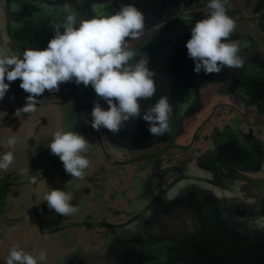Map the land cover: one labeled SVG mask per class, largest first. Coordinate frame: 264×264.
<instances>
[{
  "label": "flooded vegetation",
  "instance_id": "obj_1",
  "mask_svg": "<svg viewBox=\"0 0 264 264\" xmlns=\"http://www.w3.org/2000/svg\"><path fill=\"white\" fill-rule=\"evenodd\" d=\"M42 1L0 0V47L7 40L9 54L14 53L23 58L25 49L21 44L16 47L7 39L6 12L22 11L24 15L23 11L29 10L32 4L41 6ZM46 1H64L67 6L71 3H103V0ZM145 1L149 3L154 0ZM201 2L203 5L200 7L192 3L186 4L187 7L179 13V17L185 18L184 23L189 31L198 20L208 15V0ZM150 6L151 4H147V13H151ZM227 14L236 23V29L230 39L246 44L241 49V59L251 61V66H255L253 70L258 67L264 74V0H228ZM163 25V22L155 24L154 20L148 19L143 32L128 40L130 50L136 49ZM142 58H145V55L136 59ZM5 82L9 83L7 79ZM20 83L19 78L10 82L9 90L0 100V121L5 123L1 126V132L5 134L3 130L6 129L10 135L20 133L27 137L28 145L37 140L35 137L38 132L45 128L52 118L57 117L54 110L72 102L76 107L80 106L77 99L86 90L83 83L77 85L74 79L66 90L69 93L68 98L61 100L60 93L39 96L36 107V111H40L39 114L35 115L36 111L16 113L25 106L29 95L20 87ZM263 88L248 89L244 85H236L229 78L223 82H208L199 90L196 113L185 119L180 118L181 121L176 120V124L180 121L181 129L173 142H159L143 149L116 148L105 141L100 128L101 145L109 159L105 158L114 161L124 170L121 180L125 181L126 185L120 188L116 183L118 180L112 175H107L108 180L105 178V188L97 181V221L94 222L76 221L74 218L78 211L65 217L54 209H49L47 204L42 207L41 213L53 224L59 220L64 222L62 226L50 227L47 231L49 235L62 233L70 226L74 229L79 227L84 231L81 239L76 238L72 245L68 243L65 250L56 253L48 263L61 264L63 256L70 253H74V260L69 264L79 261L81 263L85 258L83 255L98 252L108 243V250L98 253L97 264H115L116 258L124 255L125 246L131 249V253H126L128 260L134 254L143 258L138 264H197L194 257H198L200 252L196 248H189L192 247L196 235L192 231L193 226L196 228L197 223L205 216L198 210L205 209L206 215L212 216V208L216 205L219 209L217 214L232 220L237 227L250 226L264 231V186L259 185L264 182ZM207 92L219 97V104L214 105L212 110H207L206 114L213 113L209 124L199 134L198 126L201 128L207 120V115L199 120H196V117L205 110L204 95ZM217 98H214V103L218 102ZM86 100L90 103V99L84 97V101ZM96 102H99L103 109L108 108L107 103L98 96ZM96 102L89 105L91 112ZM220 105L224 111L213 119V114L221 108ZM230 108L235 109L234 114H223ZM48 109L51 110L47 112ZM236 117H241L237 123L234 122ZM83 125L81 122V128ZM187 127L192 129L191 132L186 131ZM107 147L112 153L107 152ZM118 151L121 155L116 154L115 157L113 153ZM135 152L140 153L134 155ZM30 164L32 166L33 163ZM62 170L64 167L61 162L55 171L61 178H65L68 173L62 175ZM85 179L88 180L89 176ZM173 183L174 185L168 188ZM84 194L87 197L86 203H92L95 191L91 192L89 189ZM175 198L178 201L173 203ZM88 199L91 201L87 202ZM207 199L217 201L216 205L211 201L208 203ZM73 206L78 208L77 202L74 201ZM184 224L189 228L184 229ZM177 225L180 227H176ZM123 264L133 263L127 261Z\"/></svg>",
  "mask_w": 264,
  "mask_h": 264
},
{
  "label": "clouds",
  "instance_id": "obj_2",
  "mask_svg": "<svg viewBox=\"0 0 264 264\" xmlns=\"http://www.w3.org/2000/svg\"><path fill=\"white\" fill-rule=\"evenodd\" d=\"M227 4L228 0H208L207 17L191 27L186 48L196 73L219 74L226 67L243 66L240 53L246 44L230 39L236 23L227 14ZM144 27L145 13L134 4H126L114 14L91 19H79L76 13L70 12L62 22L52 25L53 37L46 48L25 49L23 58L0 48V100L9 90L10 82L19 78L20 87L29 95L25 106L16 113H32L39 103L37 97L45 90L58 91L61 83L74 78L77 85H91L108 105L105 110L99 102L95 103L91 112L92 128L99 131L104 127L118 133L125 122L141 116L139 101L149 100L156 93V73L149 68V59H135L137 52L128 45V40L138 37ZM171 113L172 106L166 96L144 111L142 118L152 136H162L168 131ZM16 143L15 138L7 140L9 147ZM89 144L77 132L57 130L49 148L62 161L66 173L83 179L90 161L82 153L87 152ZM13 161L11 151L4 153L0 156V170L7 171ZM20 174L27 176L28 169H21ZM36 182L37 177H30V183ZM71 183L72 180L67 185ZM72 200L69 192L59 189H51L44 197L49 209L65 217L78 211ZM46 259L43 251L28 253L14 246L6 264H38Z\"/></svg>",
  "mask_w": 264,
  "mask_h": 264
},
{
  "label": "water",
  "instance_id": "obj_3",
  "mask_svg": "<svg viewBox=\"0 0 264 264\" xmlns=\"http://www.w3.org/2000/svg\"><path fill=\"white\" fill-rule=\"evenodd\" d=\"M191 3L199 7L203 5L201 0H154L149 3L145 0H103V3L95 1V3L85 2L80 5L71 3L67 6L64 1L43 0L41 6L32 4L29 10L23 11L24 15H22V11L6 12L5 31L7 39L16 47L21 44L24 49H44L53 37L52 25L62 22L70 12L76 13L79 19H91L93 16L114 14L126 4H134L145 13V25L148 19L154 20L155 24L163 22L164 25L159 30L134 49L137 52L136 58L145 55V58L149 59L148 66L156 73L154 77L156 93L149 100L139 101L141 116L125 122L118 133L114 134L101 127L103 137L111 147L130 150L143 149L159 142L174 141V137L181 129V119L196 113L199 90L208 82H223L229 78L236 85L241 84L248 89L256 90L264 87V77H261L264 75L262 70H259L258 67L253 70L255 66L252 67L251 61L248 60H243L242 67H226L219 74L208 75L203 71L200 73L194 71L195 63L188 56L186 48V43L191 38V31L186 29L185 18L179 17L180 11L185 8L186 4ZM147 4H151L149 9L151 13H147ZM73 81L74 78L72 81L61 83L59 90L55 92L45 90L40 96L64 92ZM161 96L168 97L172 113L168 131L162 136L154 137L148 131L149 125L142 117L144 111L155 104ZM177 119H180L178 124H176ZM173 185L174 183L168 188ZM259 185L264 186V182H260ZM175 201L178 200L175 198L172 202ZM207 201L214 205L217 203L214 200L207 199ZM217 210H219L217 205L212 208V216H207L205 209L198 210L205 216L197 223L196 228L193 226L192 229L196 235L192 247L189 249L196 248L200 252L198 257H194V261L197 264H264V231L250 226L237 227L235 223H232V220L217 214ZM176 227H180V225ZM183 227L184 229L189 228L185 224ZM109 245L107 243L105 248L91 254L83 255L80 251L83 258L85 256L84 261L74 264H85V262L86 264H97L98 253L107 251ZM123 249L125 250L124 255L117 257L115 264H123L127 261L138 264L143 259L139 254H132V258L128 260L126 253L127 251L131 253L129 251L131 249L126 246ZM73 254L63 256L61 264L72 262Z\"/></svg>",
  "mask_w": 264,
  "mask_h": 264
},
{
  "label": "rangeland",
  "instance_id": "obj_4",
  "mask_svg": "<svg viewBox=\"0 0 264 264\" xmlns=\"http://www.w3.org/2000/svg\"><path fill=\"white\" fill-rule=\"evenodd\" d=\"M6 41L2 43L0 48L8 50L9 44ZM92 89L91 85L87 86L84 93L79 96L77 101L81 104L80 106L76 107L72 102V104L61 105L57 110H54L53 112L57 117L52 118L46 127L38 132V136L35 137L37 140L35 139L34 143L32 142L30 145L26 141L27 137L22 136L20 133L10 135L6 129L5 131L3 130L5 134L2 133L1 126L5 123L0 121V156L9 151L14 155V161L8 170H0V180L3 181H0L1 185L5 187L8 185L7 194L0 195V264H6L10 250L14 246H18L19 249L28 253L31 251L37 254L41 251L45 252L47 259L38 261V264H49L48 262H51L56 253L65 250L68 243L72 245L77 240L76 238L81 239L84 236V231L79 227H75L76 230L73 226H70L62 233L49 235L47 231L50 227L53 225L62 226L64 223L59 220L53 224L44 213H41L42 207L47 204V201H44V197L51 189L64 190L73 196L71 203L73 204L75 201L78 204V213L74 218L76 221L94 222L97 221V181L105 188L106 180L109 179L107 175H112L118 180L116 183H118L120 188L125 187L126 182L121 180L123 179L121 173L124 170L119 168V165L114 161L106 159L108 156H105L104 147L101 145L99 131L91 126L92 116L89 105L97 101V94ZM68 96L69 93L65 90L63 93L60 92L59 98L64 100ZM84 97L90 99V103L88 100L84 101ZM214 98L217 97L212 92H207L204 95L205 110L200 116L196 117V120L206 115L207 120L203 122L201 128L198 126L199 134L209 124V118L213 113L209 111L210 113L206 114L207 110H212L214 105L218 106L219 104V97L216 103H214ZM50 110L46 111L49 112ZM222 111L224 110L221 107L217 110V113L213 114L212 118L216 119ZM234 111V108H230L229 111L223 112V114L226 115L228 112L234 114ZM39 113L40 111H36L35 115ZM239 118L241 117H236L234 122L237 123ZM80 121L84 124L82 128ZM57 130L77 132L89 141L87 152L82 153L90 161L88 168L84 170L83 179L72 178L70 174L65 178H61L55 171L62 161L57 155L51 153L49 145L53 140V134ZM191 130L188 127L186 129L188 133ZM11 138L17 140L14 147L7 146V140ZM107 152L112 153L110 149ZM137 153L140 152H135L134 155H137ZM113 154L115 157L116 154L121 155L119 151ZM30 161L33 166H31ZM21 169H28L27 176L20 174ZM124 175L126 176V173ZM32 176L37 177L36 183H30V177ZM86 176H89L88 180L85 179ZM70 180H72L71 185H67ZM89 189H91V192L95 191V195L92 197L93 204L86 203L87 197L84 192ZM90 201L88 199L87 202ZM14 219H17V221H14Z\"/></svg>",
  "mask_w": 264,
  "mask_h": 264
},
{
  "label": "trees",
  "instance_id": "obj_5",
  "mask_svg": "<svg viewBox=\"0 0 264 264\" xmlns=\"http://www.w3.org/2000/svg\"><path fill=\"white\" fill-rule=\"evenodd\" d=\"M33 166V165H32ZM63 169V168H62ZM67 173L65 172V170H62V175H66ZM2 181V180H0ZM3 182V181H2ZM2 183H0V195H4L7 194L6 191H8V185L5 187L4 185H1Z\"/></svg>",
  "mask_w": 264,
  "mask_h": 264
}]
</instances>
